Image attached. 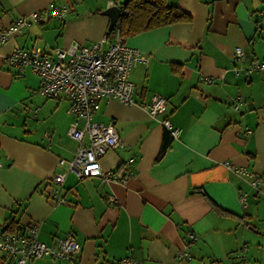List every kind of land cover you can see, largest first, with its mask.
<instances>
[{"label": "crops", "instance_id": "crops-1", "mask_svg": "<svg viewBox=\"0 0 264 264\" xmlns=\"http://www.w3.org/2000/svg\"><path fill=\"white\" fill-rule=\"evenodd\" d=\"M110 1L0 0V29L50 5L68 8L65 17L31 22L0 45V232L11 221L36 222L48 245L67 234L81 244L69 258L26 264H117L125 257L141 264H264V189L223 164L264 173V68L244 71L264 62V0H168L191 21L125 38L147 56L130 70L133 103L103 100L92 117L114 123L120 144L100 163L127 172L125 182L79 178L58 162L76 147L67 99L43 96L30 67L18 72L5 61L16 48L100 41L109 23L101 11ZM237 46L242 60L235 59ZM153 94L166 101L155 119L144 106ZM163 118L178 128L176 136ZM166 131L170 142L157 158ZM55 186L63 202L51 195Z\"/></svg>", "mask_w": 264, "mask_h": 264}, {"label": "built area", "instance_id": "built-area-1", "mask_svg": "<svg viewBox=\"0 0 264 264\" xmlns=\"http://www.w3.org/2000/svg\"><path fill=\"white\" fill-rule=\"evenodd\" d=\"M111 4L116 3L112 0ZM119 6L121 16L124 8L122 4ZM67 12L66 6L50 5L44 10L20 15L8 27L0 29V45L8 39L10 33L20 32L31 22L39 23L49 16L63 18ZM118 20L114 26H117ZM244 56L243 49L237 46L235 59L242 60ZM5 61L18 72L30 67L39 78L37 91L43 96L48 98L64 96L67 99L68 112L74 118L68 128V134L76 141V147L70 159L58 160L60 164H65L67 170L79 178L100 176L103 180L120 182L127 180L129 177L127 172L119 173L115 170L102 169L100 158L119 145L120 138L112 121L101 123L93 121L92 117L103 100L112 98L124 104L133 103L134 84L129 76L135 64L147 62V56L142 54L141 50L126 44L117 29L113 38L108 39L104 34L100 41L90 44L75 42L66 48L56 47L49 50L39 47L16 48L5 57ZM263 68L264 62H254L244 71L246 73L252 69ZM165 103V98L153 94L151 100L144 106L149 116L155 119L163 112ZM161 122L176 136L178 128L172 127L166 118ZM223 164L236 173L250 175L252 186L256 189H264V173L261 175L248 173L244 168L235 166L227 160ZM53 180L56 184L61 183L63 173L55 174ZM51 195L57 202L64 201L59 197L58 186L52 188ZM240 199L245 200V196L242 194ZM38 234L39 225L36 222L21 225L14 231L0 232L2 264H26L33 258L44 256L69 258L80 252L81 244L71 234L57 237L50 245L40 241ZM189 237L191 240L196 238L193 233H189ZM117 264H141V262L125 257Z\"/></svg>", "mask_w": 264, "mask_h": 264}, {"label": "trees", "instance_id": "trees-1", "mask_svg": "<svg viewBox=\"0 0 264 264\" xmlns=\"http://www.w3.org/2000/svg\"><path fill=\"white\" fill-rule=\"evenodd\" d=\"M121 4L124 12L118 20V28L114 26L111 31H106L105 34L108 39L114 37L117 29L122 38L125 39L130 35H135L142 31L176 22H188L192 19L190 13L176 5L168 3V0H123ZM169 142L170 136L166 131L157 158L162 156ZM218 210L225 213L220 208ZM18 227L11 221L3 231H14Z\"/></svg>", "mask_w": 264, "mask_h": 264}, {"label": "water", "instance_id": "water-1", "mask_svg": "<svg viewBox=\"0 0 264 264\" xmlns=\"http://www.w3.org/2000/svg\"><path fill=\"white\" fill-rule=\"evenodd\" d=\"M121 8L117 4H111L101 11V14L109 17L107 30L111 31L120 16Z\"/></svg>", "mask_w": 264, "mask_h": 264}, {"label": "snow or ice", "instance_id": "snow-or-ice-1", "mask_svg": "<svg viewBox=\"0 0 264 264\" xmlns=\"http://www.w3.org/2000/svg\"><path fill=\"white\" fill-rule=\"evenodd\" d=\"M90 166H93V165H90Z\"/></svg>", "mask_w": 264, "mask_h": 264}]
</instances>
